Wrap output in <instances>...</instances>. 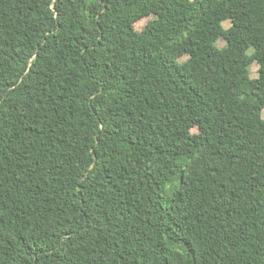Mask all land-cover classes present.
Masks as SVG:
<instances>
[{
	"label": "trees",
	"instance_id": "1",
	"mask_svg": "<svg viewBox=\"0 0 264 264\" xmlns=\"http://www.w3.org/2000/svg\"><path fill=\"white\" fill-rule=\"evenodd\" d=\"M263 110L264 0H0V264H264Z\"/></svg>",
	"mask_w": 264,
	"mask_h": 264
},
{
	"label": "rangeland",
	"instance_id": "2",
	"mask_svg": "<svg viewBox=\"0 0 264 264\" xmlns=\"http://www.w3.org/2000/svg\"><path fill=\"white\" fill-rule=\"evenodd\" d=\"M158 18L155 14H151V15H148L147 17H144L138 21H136L134 23V29L143 34L144 31L146 30L147 26L156 21ZM229 21H224L223 22V26L224 27H228L229 26ZM143 39L146 41V42H151V39H149L148 37L142 35ZM217 45L219 47H222L224 45V39L223 38H220L217 42ZM157 52L160 56H166V55H173L174 52H175V45L171 42V41H168V40H161V42L158 44V47H157ZM178 60L181 61V62H190L191 65L193 67H197L199 65V61L197 60L196 57L194 56H189V55H182L180 57H178ZM257 69H258V65L257 63H253L252 66L250 67V71H251V76L252 77H256L257 75ZM200 84L201 86L203 87L204 90H208V84L205 80H200ZM229 89L231 92H236L238 90V87L235 85V84H229ZM262 116L264 117V110L262 112ZM192 132H197V128H193L192 129ZM241 134H243L244 132L241 131L240 132ZM199 165H195L192 167L191 171H194L196 168H198Z\"/></svg>",
	"mask_w": 264,
	"mask_h": 264
}]
</instances>
